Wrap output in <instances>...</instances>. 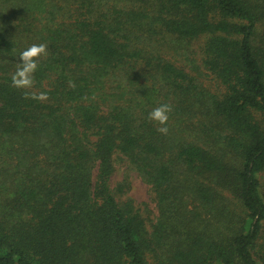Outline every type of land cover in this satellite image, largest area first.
<instances>
[{
	"label": "trees",
	"instance_id": "16d2710c",
	"mask_svg": "<svg viewBox=\"0 0 264 264\" xmlns=\"http://www.w3.org/2000/svg\"><path fill=\"white\" fill-rule=\"evenodd\" d=\"M263 173L264 0H0V264H264Z\"/></svg>",
	"mask_w": 264,
	"mask_h": 264
},
{
	"label": "clouds",
	"instance_id": "9594fccd",
	"mask_svg": "<svg viewBox=\"0 0 264 264\" xmlns=\"http://www.w3.org/2000/svg\"><path fill=\"white\" fill-rule=\"evenodd\" d=\"M47 49L46 43L32 44L19 54L16 70L11 75V84L16 89L26 90L24 93L25 99H33L39 102H45L49 99L46 92L33 93L27 91L35 85L34 74L39 67L40 58L48 55ZM172 111L173 107L171 104L162 103L148 113V120L157 125V131L162 135H167L169 132L167 125L169 114Z\"/></svg>",
	"mask_w": 264,
	"mask_h": 264
},
{
	"label": "rangeland",
	"instance_id": "374dc122",
	"mask_svg": "<svg viewBox=\"0 0 264 264\" xmlns=\"http://www.w3.org/2000/svg\"><path fill=\"white\" fill-rule=\"evenodd\" d=\"M125 176L128 177L130 189L128 194L139 204L146 203L149 210L156 211L155 203L152 200V192L150 186L145 183L138 173L134 170H129L126 164L118 163L116 171L112 177V185L120 182ZM262 183H264V173L262 175Z\"/></svg>",
	"mask_w": 264,
	"mask_h": 264
}]
</instances>
